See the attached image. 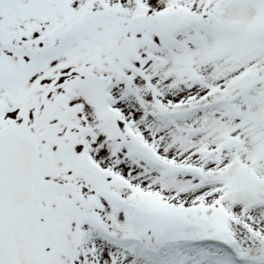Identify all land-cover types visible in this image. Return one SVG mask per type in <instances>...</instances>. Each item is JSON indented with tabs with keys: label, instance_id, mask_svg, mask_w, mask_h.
Wrapping results in <instances>:
<instances>
[{
	"label": "snow or ice",
	"instance_id": "obj_1",
	"mask_svg": "<svg viewBox=\"0 0 264 264\" xmlns=\"http://www.w3.org/2000/svg\"><path fill=\"white\" fill-rule=\"evenodd\" d=\"M0 264H264V0H0Z\"/></svg>",
	"mask_w": 264,
	"mask_h": 264
}]
</instances>
